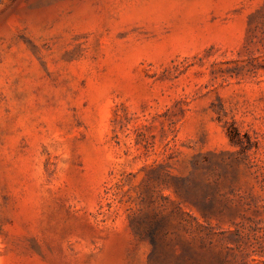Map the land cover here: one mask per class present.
<instances>
[{
  "label": "rangeland",
  "instance_id": "374dc122",
  "mask_svg": "<svg viewBox=\"0 0 264 264\" xmlns=\"http://www.w3.org/2000/svg\"><path fill=\"white\" fill-rule=\"evenodd\" d=\"M161 217L264 264V0H0V264H153Z\"/></svg>",
  "mask_w": 264,
  "mask_h": 264
},
{
  "label": "trees",
  "instance_id": "16d2710c",
  "mask_svg": "<svg viewBox=\"0 0 264 264\" xmlns=\"http://www.w3.org/2000/svg\"><path fill=\"white\" fill-rule=\"evenodd\" d=\"M201 214L205 219L209 218L206 210L203 209ZM131 226L140 238L150 240V260L153 264H219V258L211 252V232L202 224H196L191 230L198 249L192 242L184 244L178 239L174 240L165 228L166 221L163 217L146 222L139 221ZM204 251H207L208 259L205 258Z\"/></svg>",
  "mask_w": 264,
  "mask_h": 264
}]
</instances>
